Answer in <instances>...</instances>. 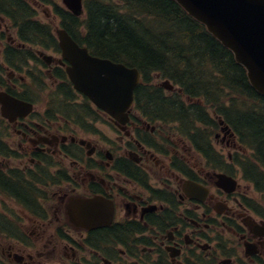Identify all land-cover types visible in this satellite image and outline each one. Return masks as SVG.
<instances>
[{"label": "flooded vegetation", "instance_id": "obj_1", "mask_svg": "<svg viewBox=\"0 0 264 264\" xmlns=\"http://www.w3.org/2000/svg\"><path fill=\"white\" fill-rule=\"evenodd\" d=\"M36 4L45 6L47 14L49 7H55V3ZM54 17L57 23V14ZM53 24L49 23L55 31ZM12 26L20 40L14 47H25L18 35L23 25ZM10 28L0 17V45L4 40L7 45L14 42L7 34ZM16 53L20 51L10 47L2 50L3 57ZM26 53L32 59H1L5 72L4 79L0 74V90L32 102V97H40L41 84L67 85L56 47L47 49L49 55L42 56L36 48ZM8 70L25 77L8 79ZM36 109L13 120L0 115V232L10 242L7 260L0 264H196L200 257L237 264L240 259L253 263L264 256V218L252 215L248 188L239 176L217 168L233 167L231 152H220L222 161H217L212 140V146L203 148L204 155L171 123L152 122L133 107L126 124L115 123L97 108L90 123L79 113L54 112L56 106L49 108L50 113ZM99 123L109 128L101 129ZM82 128L98 137L85 139L91 147L77 136ZM11 129L19 139L17 149L5 139L10 133L4 131ZM211 133L226 146L237 145L228 131ZM13 158L18 163L12 164ZM216 172L237 178L236 190L220 188ZM95 198L100 200L101 217L112 204L111 225L82 226L70 219L73 201ZM58 211L64 218L55 226ZM74 233L81 234L80 240ZM48 234L56 235L62 247L58 259L51 256L56 247ZM246 244H254L258 253L249 255Z\"/></svg>", "mask_w": 264, "mask_h": 264}, {"label": "trees", "instance_id": "obj_2", "mask_svg": "<svg viewBox=\"0 0 264 264\" xmlns=\"http://www.w3.org/2000/svg\"><path fill=\"white\" fill-rule=\"evenodd\" d=\"M28 7L24 0H0V13L24 20L25 25L32 18ZM85 7L82 18L57 9L67 30L93 54L139 68L138 105L143 107L144 101L150 107L144 112L183 115L184 123L199 122L195 128L200 130L203 124H217L210 110L224 116L251 152L238 157L245 178L264 193V95L251 85L232 51L175 0H85ZM44 30L33 22L29 38L43 36ZM157 74L200 102L183 103L184 109L179 103L171 110L165 100L181 101L182 95L165 94L154 84Z\"/></svg>", "mask_w": 264, "mask_h": 264}, {"label": "water", "instance_id": "obj_3", "mask_svg": "<svg viewBox=\"0 0 264 264\" xmlns=\"http://www.w3.org/2000/svg\"><path fill=\"white\" fill-rule=\"evenodd\" d=\"M63 1L75 14L82 13L83 0ZM176 1L234 53L236 60L247 69L252 85L264 94V0ZM57 34L64 58L70 62L67 72L75 87L120 123H126L127 111L140 81L138 68L90 54L65 29H58ZM164 85L168 86V82ZM0 104L4 114L14 112L12 108L17 106L20 110L15 113L28 110V106L1 92ZM218 175L220 186L226 189L234 186L231 177ZM98 203L97 198L82 200L79 205L72 203L68 208L70 219L82 226L90 221L97 223L93 219L98 217ZM112 217L110 204L102 216L104 224L111 222Z\"/></svg>", "mask_w": 264, "mask_h": 264}, {"label": "rangeland", "instance_id": "obj_4", "mask_svg": "<svg viewBox=\"0 0 264 264\" xmlns=\"http://www.w3.org/2000/svg\"><path fill=\"white\" fill-rule=\"evenodd\" d=\"M34 7H35V9H36V11L35 12H33L34 14H35V19H37V20H40V21H44V22H47V23H50L51 25L53 24V22L55 23V25H54V29L56 28V26L58 25L57 23H56V18L54 17V13H53V10L49 7V9H48V14L43 10L44 8H46L45 6H41V7H38L37 6V1L36 0H28ZM58 2L60 3V4H62V1L61 0H58ZM7 21V20H6ZM11 27V26H10ZM8 34V37H10V40H13L14 42L13 43H10V44H12V46H16V43H19V41L17 40V36H16V31H15V28H10V30H9V32L7 33ZM11 42V41H10ZM4 43H6V40H4L3 41V44ZM2 50H3V46H2V44L0 45V62H3L1 59H2V57H3V54H2ZM34 50H35V48H34ZM39 50H41V51H45V52H47V49H45V48H39ZM48 53H51V52H48ZM40 56V55H39ZM41 57V56H40ZM34 69V68H33ZM38 69H35V71H37ZM13 71V70H12ZM11 70H8V71H6V78H23V77H25V74L23 73V75H19L17 72L15 73V72H12ZM12 74H14L13 76H11ZM46 81L49 83V84H51V80L50 79H46ZM162 82L160 79H158V77H157V75H156V78H155V83H157V82ZM51 87L53 88L54 86H52L51 85ZM50 94H52L53 95V91H50L49 92ZM48 93V94H49ZM46 97H47V94L45 93V100H46ZM54 97V96H53ZM50 103H51V100H50ZM46 108V102H44L42 105H40V104H37V110L38 111H44V109ZM0 126H1V122H0ZM98 126L101 128V129H104V130H107L109 127H106V126H102L100 123L98 124ZM203 129H205V127L204 126H201ZM164 128V127H163ZM5 133L6 132H8V133H10L8 136H6V141H8L9 142V146H11L13 149H17L18 148V143H17V141L19 140L16 136H13L14 135V132L12 131V129L11 130H5L4 131ZM12 133V134H11ZM113 135V134H112ZM77 136L78 137H82V138H85V139H87V140H90V141H93L94 139H98V137L92 132V133H85L84 131H82V130H79V132L77 133ZM96 137V138H95ZM212 137V139H213V142H214V144H215V146H216V149H217V152H222L224 155H227V153L228 152H232V153H235V148L233 147V146H226L224 143V141L223 140H221V141H216L215 139H214V137L213 136H211ZM176 140V139H175ZM176 141H178V139L176 140ZM238 148H239V146H238ZM180 152L181 153H183L184 151V155L186 156V150H184V148L182 147V146H180ZM240 151L242 152V154H244L243 155V157L245 158V157H249L250 155H249V152L248 151H246L244 148H242V149H240ZM187 157H188V159L191 161V162H196V160L194 161V157L193 158H191V155L190 154H188L187 155ZM186 158V157H185ZM12 164H16V163H18V159H15V158H13V160H12ZM69 164V163H68ZM237 168L239 167V166H236ZM245 182H247L246 180H244L243 179V184L245 185ZM246 184H248V183H246ZM248 188V192L250 193V194H252L254 197H258V194L249 186V187H247ZM79 192H81V190L79 189ZM56 201H57V199H56ZM8 204H10L9 203V201H8ZM0 211H1V208H0ZM62 211H58V213L56 212V220H57V223H55V226L57 225V224H60V221H61V217L62 218H64V215L62 216V213H61ZM29 222V221H28ZM34 236H37V234H35ZM51 237V239H52V246L54 247H56V249H55V251L54 252H52V254H51V256H53V257H55L54 259H58V256L59 255H61L62 254V251H61V246L58 244L57 245V237H56V235L55 236H51V234H48V237ZM74 236L77 238V239H79L80 240V237H81V234L79 233L78 235H75V233H74ZM226 236V235H225ZM227 237V236H226ZM35 238V237H34ZM37 238V237H36ZM9 240H7L6 238H3L2 237V235H1V232H0V260H3V261H6L7 260V257H8V255H7V251H8V248H9ZM262 258H264V256H262ZM45 259H43V261H44ZM48 261H50V260H48ZM8 264L10 263L9 261L7 262ZM44 263H47V262H44ZM196 264H198V262H196Z\"/></svg>", "mask_w": 264, "mask_h": 264}]
</instances>
